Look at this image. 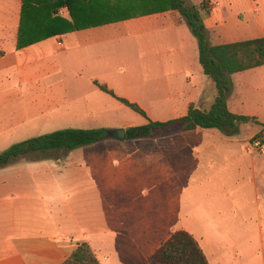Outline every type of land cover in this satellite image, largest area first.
Instances as JSON below:
<instances>
[{"label":"crops","instance_id":"1","mask_svg":"<svg viewBox=\"0 0 264 264\" xmlns=\"http://www.w3.org/2000/svg\"><path fill=\"white\" fill-rule=\"evenodd\" d=\"M67 1L70 10L54 13L59 0H0V134L44 126L57 113L73 116L83 109L92 118L120 109L121 102L96 82L138 104L154 121L184 117L192 103L212 106L216 86L200 64L196 38L169 0ZM185 1L187 6L214 4L203 15L212 45L264 38V0ZM228 105L233 113L252 118V127L264 128V66L232 75ZM202 130L214 129L183 132ZM238 136H227L220 154L226 158L217 162L212 177L221 182L223 172L229 175L246 159L258 191L259 179L264 185V133L257 135L262 141L246 144L236 142ZM139 148L116 161L131 159ZM111 157L108 153L106 159ZM26 163L0 169V264H63L82 242L100 264H150L172 232L187 231L170 226V210L135 208L129 193L108 191L106 176L72 159L66 164L46 159L33 170H25L30 167ZM230 198L227 193L225 199ZM259 229L262 234L261 222ZM189 233L210 264H264V240L261 255L248 245L245 253L231 257L214 249L217 236L213 242Z\"/></svg>","mask_w":264,"mask_h":264},{"label":"rangeland","instance_id":"2","mask_svg":"<svg viewBox=\"0 0 264 264\" xmlns=\"http://www.w3.org/2000/svg\"><path fill=\"white\" fill-rule=\"evenodd\" d=\"M120 104V109L103 111L100 116L92 118L87 117V113L81 109V112L74 111L73 116L54 114L44 126H29L25 130L9 129L0 134V154L24 140L62 129L105 128L110 131L121 129V124L131 126L148 122L142 115L123 103ZM205 105L203 104L204 107ZM101 106L103 105L100 103L95 105L98 108ZM252 124L241 125V132L234 140L243 144L249 143V139L252 142L262 141L257 135H262L264 128L258 125L252 127ZM200 132L206 131L185 133L176 129L148 139H127V142L108 137L63 155L59 152L52 154L61 157L65 164L67 159H72L95 175L106 176L108 191L129 193L130 198L134 199L132 206L135 208L153 206L170 210L168 223L172 228H186L187 232L194 231L213 242V236H217L214 249L220 255H242L247 251L248 245L255 248V254L261 255V241L264 240V185L259 179L256 191L254 173L246 159V163L232 167L229 175L226 172L218 175L222 181L216 182L212 172L217 162L226 158L225 152L222 156L220 154L224 149L223 143L228 138L220 129ZM219 137L224 139L218 140ZM147 144H152L153 147L146 148ZM139 145L142 148H139L136 156L124 162L116 161L117 156L122 158L130 155ZM108 153H112L111 160L106 159ZM146 155L153 157L147 158ZM46 159L58 158L25 160L30 166L25 167V170L40 168L36 163L40 164ZM257 177L260 176L257 174ZM227 193L231 195L230 199H225ZM211 220L216 222V227L210 226ZM260 222L263 226L262 234Z\"/></svg>","mask_w":264,"mask_h":264},{"label":"trees","instance_id":"3","mask_svg":"<svg viewBox=\"0 0 264 264\" xmlns=\"http://www.w3.org/2000/svg\"><path fill=\"white\" fill-rule=\"evenodd\" d=\"M169 6L185 19L198 41L200 64L205 75L211 78L217 89V97L212 106L209 109H203L192 103L184 117L154 121L138 104L117 96L99 82H96V85L103 92L148 120L147 124L128 127L126 139L148 138L170 129L193 131L197 128L220 129L228 137L239 135L241 125L251 123L252 118L235 114L230 110L228 98L232 90L231 76L264 66V38L212 45L203 22V15L211 12L207 3L201 6H187L185 0H169ZM60 8L70 10L71 6L67 0H59L53 12L57 13ZM49 35H56V33ZM43 36L47 37L48 33H44ZM108 132L109 130L105 128H67L24 140L0 154V169L21 160H37L41 157L59 159L61 157L52 153L59 152L63 155L68 151L93 145L108 138ZM149 262L150 264H210L199 242L192 234L184 230L172 232L169 239L150 257ZM63 264H100V261L91 246L87 242H82Z\"/></svg>","mask_w":264,"mask_h":264},{"label":"water","instance_id":"4","mask_svg":"<svg viewBox=\"0 0 264 264\" xmlns=\"http://www.w3.org/2000/svg\"><path fill=\"white\" fill-rule=\"evenodd\" d=\"M108 137L124 141L127 137L126 129L121 128V129H116V130H110L108 132Z\"/></svg>","mask_w":264,"mask_h":264},{"label":"built area","instance_id":"5","mask_svg":"<svg viewBox=\"0 0 264 264\" xmlns=\"http://www.w3.org/2000/svg\"><path fill=\"white\" fill-rule=\"evenodd\" d=\"M207 5H208L209 9H212L214 6V4L211 2H208ZM59 45H62V43L60 42Z\"/></svg>","mask_w":264,"mask_h":264}]
</instances>
